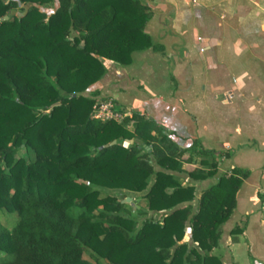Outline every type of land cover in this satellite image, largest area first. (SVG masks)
<instances>
[{
  "label": "trees",
  "instance_id": "trees-1",
  "mask_svg": "<svg viewBox=\"0 0 264 264\" xmlns=\"http://www.w3.org/2000/svg\"><path fill=\"white\" fill-rule=\"evenodd\" d=\"M149 14L141 0H0V264H221L211 250L246 172L217 175L193 205L178 173L214 177L215 152L179 146L136 111L93 119L82 94L104 60L161 49L144 31ZM105 189L142 192L132 208L160 218L137 223Z\"/></svg>",
  "mask_w": 264,
  "mask_h": 264
},
{
  "label": "crops",
  "instance_id": "crops-1",
  "mask_svg": "<svg viewBox=\"0 0 264 264\" xmlns=\"http://www.w3.org/2000/svg\"><path fill=\"white\" fill-rule=\"evenodd\" d=\"M141 1L144 31L161 49L107 61L95 90L152 118L179 146L215 152L214 177L185 175L195 199L217 175L246 172L211 252L221 264H264V0Z\"/></svg>",
  "mask_w": 264,
  "mask_h": 264
},
{
  "label": "rangeland",
  "instance_id": "rangeland-1",
  "mask_svg": "<svg viewBox=\"0 0 264 264\" xmlns=\"http://www.w3.org/2000/svg\"><path fill=\"white\" fill-rule=\"evenodd\" d=\"M55 7V3L52 2L50 5L48 6H42L40 7V10H42L43 12H46V13H49L50 11H52ZM19 12V8H15L13 10V13L14 14H17ZM108 60H104L103 61V65H105V63L107 62ZM96 82H94L93 84H91L85 91L82 92L83 95L89 97V98H92L94 100L93 104L96 102V101H100V100H103V99H108V98H102L103 96H98V91L95 90V87H94V84ZM92 104V105H93ZM126 128H131L130 126V123H128L126 126ZM24 153L21 151V150H18L17 151V155H23ZM196 163V166L195 167H198L197 166V162ZM183 164V163H182ZM178 176L181 178V180L184 182V183H187L188 181H190L189 178H187L185 176V174L183 173H178ZM205 185V183H204ZM105 194H108V195H111V196H114L116 199H120V200H124L126 197L129 198V202H123V203H127L129 204L131 207L129 206H126L128 209H129V212L130 214L136 219L137 223H139L143 218L145 217H150L154 220H157L160 218V212H153V211H147L145 214L143 215H139L136 213V211L132 208V206L134 207H138V206H142L143 203H144V200L142 198V192L141 193H133V192H126L124 190H115V189H105V190H102L101 192V196L105 195ZM195 199V198H194ZM193 205L195 204V200H193L191 202ZM3 217L0 216V220L2 219ZM2 221V220H1ZM186 232H187V229H186ZM182 240H188V235H184L183 236V239ZM85 259H87L89 261L88 258L85 257Z\"/></svg>",
  "mask_w": 264,
  "mask_h": 264
},
{
  "label": "built area",
  "instance_id": "built-area-1",
  "mask_svg": "<svg viewBox=\"0 0 264 264\" xmlns=\"http://www.w3.org/2000/svg\"><path fill=\"white\" fill-rule=\"evenodd\" d=\"M130 116L126 111H121L116 108L111 99H103L96 101L91 106L90 117L100 121L112 120L121 122L124 117ZM127 142L124 141V144Z\"/></svg>",
  "mask_w": 264,
  "mask_h": 264
},
{
  "label": "water",
  "instance_id": "water-1",
  "mask_svg": "<svg viewBox=\"0 0 264 264\" xmlns=\"http://www.w3.org/2000/svg\"><path fill=\"white\" fill-rule=\"evenodd\" d=\"M0 19H7V15H4L2 18H0ZM115 141L113 140V141H111L109 144H112V143H114ZM129 142V141H128ZM107 144H105V146H106ZM120 202H129V198L128 197H126L124 200L122 199V200H120Z\"/></svg>",
  "mask_w": 264,
  "mask_h": 264
}]
</instances>
